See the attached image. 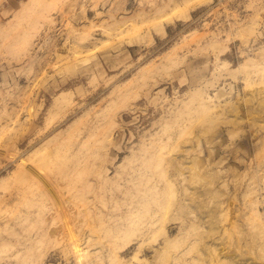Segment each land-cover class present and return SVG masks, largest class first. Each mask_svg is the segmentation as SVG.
I'll use <instances>...</instances> for the list:
<instances>
[{
  "label": "rangeland",
  "instance_id": "rangeland-1",
  "mask_svg": "<svg viewBox=\"0 0 264 264\" xmlns=\"http://www.w3.org/2000/svg\"><path fill=\"white\" fill-rule=\"evenodd\" d=\"M174 263L264 264V0H0V264Z\"/></svg>",
  "mask_w": 264,
  "mask_h": 264
},
{
  "label": "bare ground",
  "instance_id": "bare-ground-1",
  "mask_svg": "<svg viewBox=\"0 0 264 264\" xmlns=\"http://www.w3.org/2000/svg\"><path fill=\"white\" fill-rule=\"evenodd\" d=\"M33 2L35 3L36 1H33ZM33 2H32V3H33ZM135 257H136V256H135ZM177 261H179V260H177ZM177 261H176V262H177ZM174 264H175V263H174Z\"/></svg>",
  "mask_w": 264,
  "mask_h": 264
}]
</instances>
